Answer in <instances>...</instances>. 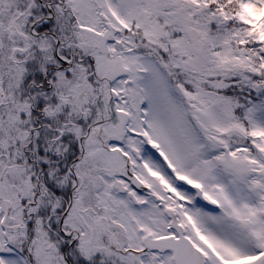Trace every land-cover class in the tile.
Listing matches in <instances>:
<instances>
[{
  "label": "snow or ice",
  "instance_id": "obj_1",
  "mask_svg": "<svg viewBox=\"0 0 264 264\" xmlns=\"http://www.w3.org/2000/svg\"><path fill=\"white\" fill-rule=\"evenodd\" d=\"M0 264H264V0H0Z\"/></svg>",
  "mask_w": 264,
  "mask_h": 264
}]
</instances>
